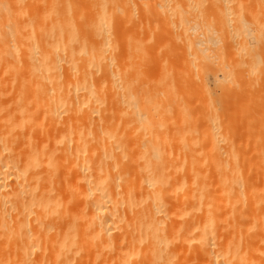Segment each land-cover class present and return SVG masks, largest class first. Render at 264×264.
Wrapping results in <instances>:
<instances>
[{
    "label": "bare ground",
    "instance_id": "obj_1",
    "mask_svg": "<svg viewBox=\"0 0 264 264\" xmlns=\"http://www.w3.org/2000/svg\"><path fill=\"white\" fill-rule=\"evenodd\" d=\"M244 1L0 0V264H264Z\"/></svg>",
    "mask_w": 264,
    "mask_h": 264
},
{
    "label": "rangeland",
    "instance_id": "obj_2",
    "mask_svg": "<svg viewBox=\"0 0 264 264\" xmlns=\"http://www.w3.org/2000/svg\"><path fill=\"white\" fill-rule=\"evenodd\" d=\"M42 1H46V0H42ZM76 1H77V0H76ZM78 1H79V0H78ZM246 1H247V0H245L244 2L246 3ZM244 2H243V3H244ZM202 3H203L202 6H201V4H199V6L204 7V9L201 8V7H200V8L203 9V10H206L207 7H208V6H207V5H208V4H207V1H206V3H205V6H206V7L203 6V5H204V2H202ZM208 3H209V2H208ZM199 6H198V7H199ZM167 30H168V29H167ZM164 34H165L164 37H165L166 35H167L166 37H168L169 31H167V33L165 32ZM180 44H181V46H182V43H180ZM257 57H258V58H257ZM261 57H262V56H261ZM255 59L258 60L259 63H260V62L262 63L261 60H263V59L260 58V53H259V55H258V52H257V54L255 53ZM179 60H180L181 62L184 61V59L181 60L180 58H178V60H174V62H178ZM180 61L177 63V67H176V68H177V71L179 70L178 68H180V72L183 71V72H181V74H182V73H184V67H185V66H184V64H181ZM183 63H185V62H183ZM178 65H180V66H178ZM244 72H246V74H245V73H244V74L247 75V71H244ZM176 73H178V72H176ZM192 74H194V78L196 79V80L194 79V81H196V82H195V83L193 82V84H191V86L189 87L190 89H188V90H190V94L193 95V93H196L195 95H198L200 92H199V91L197 90V88H196V85H197L196 83H198L197 81H200V79H199L200 76H199L198 74H196V72H193ZM195 74H196V75H195ZM248 74H249V73H248ZM197 75H198V79H199V80H198L197 77H196ZM250 75H253V74H250ZM263 76H264V75H263ZM263 76H262V77H263ZM245 77H246V76H245ZM248 77L251 78V76H247V77H246L247 80L251 81V79L248 78ZM252 77H253V76H252ZM263 78H264V77H263ZM259 80H260V78H259ZM253 81L255 82V77L252 78V82H253ZM257 81H258V79H257ZM260 81H262V80H260ZM260 81H259L258 83H260ZM254 82H253V83H254ZM199 83H200V82H199ZM256 83H257V82H256ZM256 83L254 84V86H253V88H252V89H255V90H254V91L251 90V92L253 91L254 93H256L255 91H256V89L258 88V86L256 87ZM261 83L264 84V80H263ZM263 84H261V86L259 85V86H260L259 89H261V87L263 88V89H261V91H259L260 93L258 92V95H259L260 97H264V86H262ZM234 85H235V84H234ZM257 85H258V84H257ZM192 86L195 87V88H193V89L196 90L197 92L193 91ZM191 89H192V91H191ZM259 89H257V90H259ZM262 90H263V91H262ZM253 92L250 93V95H251V94L254 95ZM192 95H191L190 97H191L193 100H192L190 103L193 102L194 104H192V105H193L194 107L196 106L195 109H197L199 103L197 104V103H195V102H197V100H198L199 98H197L198 96L195 97L194 95H193V97H194V98H193ZM199 95H200L199 97H201V99H202L201 94H199ZM233 95H234V97H237V95H236V96H235V94H233ZM256 95H257V94H256ZM261 95H262V96H261ZM230 96H231V97H230ZM229 97H230V98H229ZM234 97H232V95H230L229 93H228L227 95H223L222 97H219V98L217 97L216 100H219V99H220L219 102L221 101L220 103L218 102V103L221 105V106H220L221 114H224V113H225V114H224L225 117H224V116H222V117H224V118L227 117V118L229 119L230 117H233L234 115L236 116L237 108L234 107V106H237V104H234V105H233L234 100H236V98H234ZM252 97H253V96H252ZM252 97H250V98H252ZM195 98H196L197 100H196ZM232 98H234V100H233ZM245 98H249V97H245ZM201 99H199V100L201 101ZM228 99H229V100H228ZM242 99H244V98H241V103H242ZM190 100H191V99H190ZM194 100H195V102H194ZM232 100H233V101H232ZM198 102H199V101H198ZM238 102H239V101H238ZM235 103H236V102H235ZM241 103H240V104H241ZM219 104H217V106H218ZM222 104H223V105H222ZM238 104H239V103H238ZM242 104H243V103H242ZM231 105H232V106H231ZM238 106H239V105H238ZM238 106H237V107H238ZM256 107H258V106H256ZM223 108H224V109H223ZM221 109H222V110H221ZM222 112H223V113H222ZM233 113H234V114H233ZM236 117H237V116H236ZM230 121H231V120H230ZM237 123H238V125H237ZM233 125H234V127L237 126V128L242 127L241 124H240V121H239L237 118H236V122L233 123ZM235 125H236V126H235Z\"/></svg>",
    "mask_w": 264,
    "mask_h": 264
}]
</instances>
